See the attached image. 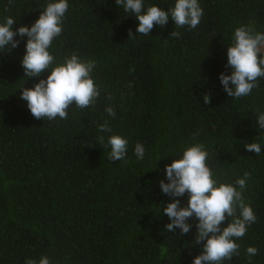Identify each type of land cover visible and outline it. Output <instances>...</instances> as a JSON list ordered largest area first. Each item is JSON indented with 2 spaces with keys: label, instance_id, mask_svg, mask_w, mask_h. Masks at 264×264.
Masks as SVG:
<instances>
[{
  "label": "trees",
  "instance_id": "obj_1",
  "mask_svg": "<svg viewBox=\"0 0 264 264\" xmlns=\"http://www.w3.org/2000/svg\"><path fill=\"white\" fill-rule=\"evenodd\" d=\"M50 2L0 0V23L11 17L14 32L30 27ZM67 2L61 34L48 49L51 67L72 54L94 60L91 76L100 95L89 107L70 105L67 119H36L21 90L50 70L24 75L26 36H15L18 46L0 51V264L45 255L51 264H192L204 243H194L198 219L186 221L192 226L187 234L171 233L163 211L173 199L187 206L188 194L165 195L159 182L168 183L165 165L193 143L208 151L216 186L240 191L236 180L250 174L242 196L256 221L234 238L239 255L222 264H264V130L257 122L264 113V77L240 98L228 97L219 80L221 72L231 73L226 52L235 29L264 33V0H198L203 15L196 28H175L169 16L148 36L136 32L134 14L115 0ZM174 4L144 0L145 10L156 5L167 12ZM174 30L179 38L170 35ZM109 106L115 118L105 111ZM105 121L111 132L99 129ZM112 135L128 141L121 161L109 159ZM138 142L143 159L134 152ZM246 143L260 144V154L246 150ZM231 221L226 217L221 228ZM249 246L257 255L247 254Z\"/></svg>",
  "mask_w": 264,
  "mask_h": 264
},
{
  "label": "clouds",
  "instance_id": "obj_2",
  "mask_svg": "<svg viewBox=\"0 0 264 264\" xmlns=\"http://www.w3.org/2000/svg\"><path fill=\"white\" fill-rule=\"evenodd\" d=\"M116 5H122L125 12L134 14L138 25L136 32L148 36L154 25L164 27L171 16L175 28L188 26L194 29L200 23L203 15L198 0H175L174 7L164 11L156 5L148 6L145 10L144 0H115ZM67 0H53L41 11L38 19L30 26H20L14 32L12 26L15 19L6 17L0 23V51H10L18 46L15 36L27 37L25 54L21 59L24 75L39 77L45 70H50L46 79H40L32 88H22L21 98L27 101V107L36 119L56 117L67 119L68 108L73 103L83 109L95 103L100 95L91 76L95 67L94 60H83L78 55L66 57L63 63L51 67L54 57L48 51L55 37L62 31V19L68 10ZM170 35L179 38L178 31ZM134 36L131 30L128 37ZM10 46V47H9ZM264 33L254 32L253 29L241 26L235 29L233 44L227 47L226 68L231 69L229 75L219 74L223 91L228 97L240 98L247 96L259 77H264ZM231 82V87L229 83ZM203 102L210 103V94L203 95ZM109 116L115 118L114 109H105ZM258 126L264 130V113L257 117ZM103 132H111L107 121L99 125ZM103 139V138H101ZM111 161H121L125 158L128 141L120 135L109 137ZM244 148L249 152L260 154L258 143H246ZM138 159H143L145 149L142 143L134 147ZM209 153L202 143H193L187 147L179 159L165 165V175L168 183L159 182L162 193L170 197H181L188 194L187 206H182L180 200L173 199L163 211L170 220L165 227L173 233L175 229L180 234H187L192 227L186 221L195 216L198 219L194 243L203 241L202 250L194 257L192 264H222L233 255H239V245L234 238H242L249 225L256 221V216L249 204L244 202L242 190L250 176L244 173L243 178L236 180L240 191L231 184L217 185L213 173L206 161ZM237 209L239 216L236 215ZM231 217L232 221L221 228L222 222ZM249 256L258 253L256 247L247 248ZM25 264H51L48 256L39 260L29 258Z\"/></svg>",
  "mask_w": 264,
  "mask_h": 264
}]
</instances>
